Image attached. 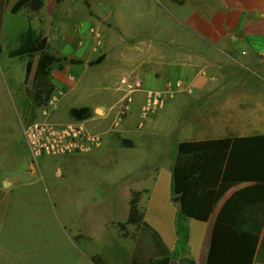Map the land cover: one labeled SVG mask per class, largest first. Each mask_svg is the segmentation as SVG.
<instances>
[{"label":"crops","instance_id":"crops-1","mask_svg":"<svg viewBox=\"0 0 264 264\" xmlns=\"http://www.w3.org/2000/svg\"><path fill=\"white\" fill-rule=\"evenodd\" d=\"M17 1L0 0L1 35L14 40L24 31L15 27L20 25V12L27 10L9 14ZM54 1L45 0L44 8L34 12L38 16L32 15L28 26L40 30L42 16L44 29L40 31L47 38L49 52L84 60L80 64L65 63L63 69L54 68L51 79L55 86L64 87L67 93L76 88L89 69L112 62L115 65L109 64L108 75L116 78L117 85L113 104L123 96L120 80L125 75L141 78L146 90L162 89L177 80L192 89L167 98L162 109L143 126V91L136 94L131 112L118 126L114 124L115 112L109 111L113 104L69 105V111L72 107L90 106L94 116L88 121L95 122L96 127L91 129L102 135L103 142L105 135L115 132L132 140L133 147L149 136L150 130L145 127L149 123L156 126L161 119L162 132L177 139L167 152L168 157L173 154L170 163L155 165L154 172L147 173L149 179L139 180L149 185L145 221L175 256L171 264H182V260L185 264H208L213 229L223 205L237 191L255 182H221L207 221L183 219L189 236L187 243L180 246V203L172 192L174 154L184 141L264 135V0H185L182 4L174 0H85L62 1L58 5ZM65 23L69 33H59ZM91 26L102 35L89 34ZM0 44L3 53L11 49L8 43ZM101 56V63L89 65ZM3 180L9 183L5 188L12 186L10 179ZM145 247L152 252L150 241ZM135 252L133 247L130 259ZM254 260V264H264V230Z\"/></svg>","mask_w":264,"mask_h":264},{"label":"rangeland","instance_id":"rangeland-1","mask_svg":"<svg viewBox=\"0 0 264 264\" xmlns=\"http://www.w3.org/2000/svg\"><path fill=\"white\" fill-rule=\"evenodd\" d=\"M54 4L61 2L56 0ZM20 13V25L15 27L25 30L35 13ZM39 20L38 29L43 30V17ZM91 29L102 35L94 26L89 27V34L95 36ZM58 32L69 33V25L65 23ZM0 42L4 46L8 43L9 48L18 43L1 32ZM29 61L33 68L27 77ZM109 64L115 65H99L84 73L80 81L76 79L78 84L66 93L61 110L58 106L53 112L55 121L74 120L69 105L103 103L109 107L114 103L117 85L116 78L108 75ZM0 65V264H95V260L102 264H119L122 260L126 264L137 242L142 239L146 246L147 240L151 244V237L149 231L135 225H128L123 232L118 224L128 218L132 191L140 192L139 205L145 219L149 185L139 180L149 179L147 173H153L155 165L170 163L173 154L168 157L167 152L177 137L162 132L159 118L156 126L149 123L145 127L150 130L149 136L136 147L123 146L119 136L123 137L112 132L104 136V147L102 144L91 152L35 158L23 125L39 117L44 100L55 90L45 72L49 66L40 55L18 58L3 51ZM54 68L58 69L57 64ZM88 125L96 127L93 121ZM4 178L12 181L11 187H4L9 184Z\"/></svg>","mask_w":264,"mask_h":264},{"label":"trees","instance_id":"trees-1","mask_svg":"<svg viewBox=\"0 0 264 264\" xmlns=\"http://www.w3.org/2000/svg\"><path fill=\"white\" fill-rule=\"evenodd\" d=\"M62 1L64 0H57L58 3ZM174 1L180 4L185 2ZM44 6L45 0H18L12 7V12L16 13L22 9L40 12ZM2 8L0 3V11ZM17 42V45L8 51V55L18 58H34L40 55V59L49 66L45 72L50 78L54 64L63 69L67 61L75 64L84 62L82 59H68L49 52L46 36L32 25L18 35ZM103 59L101 56L91 60L89 65L99 64ZM32 68L33 62L29 61L26 67L27 77ZM46 101L47 98L44 102ZM69 113L78 121L88 120L94 116L90 106L72 107ZM119 140L125 147L134 146L133 141L128 138L119 136ZM227 181L255 183L237 191L223 205L213 229L208 264H254L264 230V135L184 141L177 145L174 154L172 192L180 203L177 218L179 245H185L189 236L188 228L182 220L194 218L207 221L218 186L221 182ZM139 202L140 192L132 191L128 218L118 225L123 232L127 230L128 225L149 231L152 252L146 251L145 242L141 239L136 244L135 254L126 264H171V251L159 234L145 221ZM94 262L102 264L98 260ZM191 264L194 262L191 261Z\"/></svg>","mask_w":264,"mask_h":264},{"label":"built area","instance_id":"built-area-1","mask_svg":"<svg viewBox=\"0 0 264 264\" xmlns=\"http://www.w3.org/2000/svg\"><path fill=\"white\" fill-rule=\"evenodd\" d=\"M91 32L100 37L95 29H91ZM120 84L123 87V96L110 109L116 114L115 126L130 113L135 96L140 91L146 93L141 107V126L145 120L162 109L167 98L180 91H192L181 80L168 82L162 89L146 90L141 78L125 75L121 78ZM65 94L64 87H57L40 109L39 117L23 125L28 147L35 158L43 155L62 156L76 152H91L103 144L102 135L91 129L88 120L58 122L53 119V112L57 110Z\"/></svg>","mask_w":264,"mask_h":264}]
</instances>
